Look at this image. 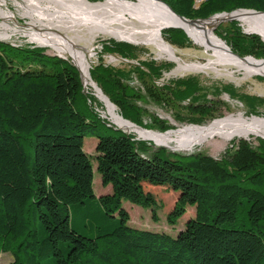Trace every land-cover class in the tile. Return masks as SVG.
<instances>
[{
	"label": "trees",
	"instance_id": "obj_1",
	"mask_svg": "<svg viewBox=\"0 0 264 264\" xmlns=\"http://www.w3.org/2000/svg\"><path fill=\"white\" fill-rule=\"evenodd\" d=\"M161 1L188 20L264 12V0ZM161 34L172 46H191L180 29ZM218 37L241 58H264L259 38L243 35L236 22ZM102 50L123 59L140 52L115 42ZM145 65L153 78L170 70L169 64ZM90 75L124 120L141 125L142 111L128 101L139 94L102 65ZM201 89L197 79L183 78L161 89L149 85L146 92L156 102L165 101L163 92L171 95L168 104L187 101L182 109L199 125L217 108ZM224 92L254 107L264 105L263 99L237 96L231 88ZM153 122L152 128L167 129L160 120ZM88 137L96 139L101 184L111 188L98 198L93 161L84 151ZM226 154L217 160L154 151L100 118L68 61L40 48L0 43V254L12 255L7 264H264V140L256 148L241 142ZM145 186L177 196L167 224L175 227L186 213L188 219L176 236L129 226L124 200L153 209ZM79 214L92 236L74 229Z\"/></svg>",
	"mask_w": 264,
	"mask_h": 264
},
{
	"label": "rangeland",
	"instance_id": "obj_2",
	"mask_svg": "<svg viewBox=\"0 0 264 264\" xmlns=\"http://www.w3.org/2000/svg\"><path fill=\"white\" fill-rule=\"evenodd\" d=\"M86 1L90 4H98V3H103L105 0H86ZM42 4L46 5L47 3L44 2ZM25 5L26 3L24 0H0V37H2L3 34H7L8 36H11V39L8 42L4 41L3 44H7L16 48L26 47V46L32 48H40L41 50L44 51L45 55L59 57L61 59H64L65 61H68L80 73L83 89H84V95L87 99V103L91 105V107L100 116V118L105 120L110 126L119 129L127 136L132 137L136 142L146 143L154 151L163 150L167 153L173 155H181V156L206 155L213 159L221 160L224 155H227L226 154L227 152L233 154L238 149L241 142L249 143L251 147L256 148L258 147L259 141L264 140V138L251 136L247 139L234 138L230 142H225L222 139L216 137L214 139L208 140L204 145L200 147L190 150H184L181 152V151H173L172 149L167 147L157 146L155 145L154 142L148 139L139 138L138 137L139 135L136 132L126 130L127 128L124 129L120 127L107 114L108 108L106 107V102L101 99L100 95H102L108 101V103L116 109L117 114L119 115V117L122 118L121 111L118 108V106L110 102L109 98L102 92L101 88L91 78L90 73L99 65L111 69L115 75V78L118 81H120L127 88L131 89L134 93L140 95V98L138 100L136 99L133 100L128 98V101L136 108H139L142 111V114L140 115L141 125L138 126L130 122L129 120H124L123 118L122 119L134 125L135 127L142 129L143 131L156 132L160 134H164L171 130H176L178 128L189 125L207 126L210 125L213 121L222 119L229 115L242 114L246 118H251V117L264 118V105L256 104V106L254 107V105L246 104V102L240 101L238 98H231L230 96H228V94L224 92V87H227L233 89L236 92L237 96L254 97L264 100V77L260 75L245 77L242 72L234 68L225 69L223 67L218 68V72L220 73V75L214 72L173 73L177 67V64L175 62L167 60L166 58L158 57V55L156 54L155 50L152 47L150 46L148 47L147 45H143V44L135 45L125 41H117L102 34H97L94 37L91 44L88 45V47L85 46L86 43L84 41L77 42L75 46L76 49H78L80 46L86 47L87 51L91 50L92 53L94 54L89 59L90 65H89L88 73H89L90 82L88 81V83L86 84L83 80L81 71L76 66L77 62L73 56H71L67 51L63 50V48L58 44L51 43L54 46H58L59 49L61 48V50L64 53H59L57 50L54 51V49L52 47H48L47 44L44 45L40 44L39 43L40 39H35L36 36H42L50 32L56 35L66 34L67 36L70 37L74 36V33L70 31L64 32L61 30L53 31V30L40 28L38 25H31L32 17L25 15L26 12L24 9ZM232 22H236L238 24L243 35L257 36L260 42L264 45V41L258 35L247 32V27L236 20L220 22L213 28L212 30L213 34L222 43H224V41L221 40L218 37V35L224 33V31L228 28V24ZM78 36H80L82 39L87 38V34L85 33L84 28L82 27L80 28V31L78 32ZM162 39L169 47H171L173 50L175 49L174 51L176 52V56L177 58L180 59V62L182 64H191L197 62L204 63L207 59V55H205L202 49L196 46L189 37L188 39L190 40L191 43V46L189 48H179L176 46H172L163 37ZM109 42L127 44L139 49L140 52H138L135 59H123L122 57L116 54L111 55V54L103 53L102 50L103 45ZM226 47L230 49L229 46L226 45ZM244 58H251L253 60L264 59V58L256 59L252 56H247ZM145 64H154L155 67H161L164 64H169L170 70L163 71L161 73V76H159L158 78H153L149 74L150 70L146 67ZM183 78L197 79L198 82L200 83V86L202 87L201 93L205 92L207 95L206 96L207 100L215 101L217 104V108L216 110H214L215 112H213V115L207 117L199 125H194L193 123H190L188 114L184 109H182V107L187 106V101L180 102L179 105H172L171 103L168 104L166 103V100L169 99L171 95H168L167 93L163 92L162 95H164L165 101L156 102L150 96H148L146 92V88L149 87V85L150 86L154 85L158 89H161L164 86L168 85L170 82ZM92 85L95 86L92 87ZM214 89H216V92H214L216 96L212 95ZM253 108H254V113L250 111V109ZM153 118H156L161 122H163L166 125L167 129L164 131H160L157 130L156 128H152V125L154 123ZM95 144H96L95 138L93 137L86 138L84 151L86 154H88L91 157L93 161V170H94L93 190L95 196L98 198L101 195L110 193L111 188L102 186L101 177L99 173L96 171V163L94 160L96 157L94 150ZM175 144L176 143H171L170 145L178 146ZM145 192L149 196V200L153 209L142 208L127 200H124L122 203L123 208L129 214V218H130L129 226L139 230L161 232L170 235L172 237L176 236L179 230L184 229L186 220L188 219V217H186L187 216L186 213V215L178 221V224L175 227H171L167 224L166 214L173 206L177 196L174 193L169 192L165 189L151 188L148 186H145ZM97 207H98L97 203H94V206L92 207V211L94 213H96ZM153 213L157 218V222L154 221ZM191 213L192 211H189V215ZM81 218H82L81 214L74 216L73 219L74 229H76L79 233L92 236L94 233L89 232L86 223H83V221H81ZM10 260H12V255L10 253L0 254V264H7L10 262Z\"/></svg>",
	"mask_w": 264,
	"mask_h": 264
},
{
	"label": "bare ground",
	"instance_id": "obj_3",
	"mask_svg": "<svg viewBox=\"0 0 264 264\" xmlns=\"http://www.w3.org/2000/svg\"><path fill=\"white\" fill-rule=\"evenodd\" d=\"M24 1L26 3L25 15L32 17L31 25H38L40 28L53 31L74 33V36L70 37L66 34L56 35L50 32L36 36L35 39H40L38 40L40 44H47L54 51L64 53L61 48L51 43L58 44L73 56L86 84L90 82L89 59L94 55L91 50L87 51L86 47L91 44L97 34L117 41L152 47L158 57L166 58L177 64L173 73L214 72L220 75L218 68L223 67L225 69L234 68L242 72L245 77L256 75L264 77V62L251 58L245 60L236 58L212 32L218 23L236 20L247 27V32L258 35L264 41V14L235 11L231 14H218L192 23L179 20L166 6L154 0H105L98 4H90L86 0ZM44 2L47 4H42ZM81 27L85 29L86 39L78 36ZM169 28L185 31L193 43L207 55L206 61L182 64L176 56L175 49L169 47L162 39L161 32ZM0 41L8 42L1 38ZM79 41H84L86 47L80 46L76 49L75 46ZM100 97L106 102L107 114L117 125L136 132L141 139H148L157 146L167 147L173 151L194 149L216 137L225 142H230L234 138L247 139L251 136L264 138V118H246L242 114L226 116L204 127L189 125L164 134L147 132L124 121L119 117L116 109L102 95ZM171 143H176L175 145L178 146H172Z\"/></svg>",
	"mask_w": 264,
	"mask_h": 264
},
{
	"label": "water",
	"instance_id": "obj_4",
	"mask_svg": "<svg viewBox=\"0 0 264 264\" xmlns=\"http://www.w3.org/2000/svg\"><path fill=\"white\" fill-rule=\"evenodd\" d=\"M154 1H156V2H158V3H160V4L164 5V6H166V7L172 12V14H173L176 18H178L179 20H182V21H184V22H192V23H193V22H199V21H202V20H199V19H196V20H188V19H185L184 17H181V16L175 14V13L172 11V9H171L168 5H166L164 2H162L161 0H154ZM237 11H249V12H253V13L264 14V12H256V11H253V10H237ZM234 12H235V11H234ZM232 13H233V12H232ZM230 14H231V13H230ZM183 32H185V31H183ZM185 33H186V32H185ZM186 35H187V34H186ZM187 36H188V35H187ZM0 43H3V42L0 41ZM226 48L228 49L229 53H230L231 55L235 56L236 58H238V59H240V60H245V59H247V58H241V57H239L238 55L232 53L228 47H226ZM256 61L264 62V59H262V60H256ZM116 129H117V128H116ZM118 130H119V129H118Z\"/></svg>",
	"mask_w": 264,
	"mask_h": 264
},
{
	"label": "built area",
	"instance_id": "obj_5",
	"mask_svg": "<svg viewBox=\"0 0 264 264\" xmlns=\"http://www.w3.org/2000/svg\"><path fill=\"white\" fill-rule=\"evenodd\" d=\"M201 1L202 0H196L197 3L201 2ZM0 38H1V40H7L8 39V41H9L11 39V36H8L7 34H3L2 37H0Z\"/></svg>",
	"mask_w": 264,
	"mask_h": 264
},
{
	"label": "crops",
	"instance_id": "obj_6",
	"mask_svg": "<svg viewBox=\"0 0 264 264\" xmlns=\"http://www.w3.org/2000/svg\"><path fill=\"white\" fill-rule=\"evenodd\" d=\"M12 260H10V262H11Z\"/></svg>",
	"mask_w": 264,
	"mask_h": 264
}]
</instances>
